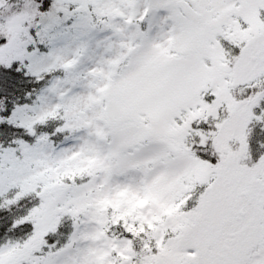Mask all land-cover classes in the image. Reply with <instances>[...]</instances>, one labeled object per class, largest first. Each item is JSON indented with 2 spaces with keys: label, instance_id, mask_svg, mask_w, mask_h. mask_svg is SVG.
Here are the masks:
<instances>
[{
  "label": "snow or ice",
  "instance_id": "6c2138e0",
  "mask_svg": "<svg viewBox=\"0 0 264 264\" xmlns=\"http://www.w3.org/2000/svg\"><path fill=\"white\" fill-rule=\"evenodd\" d=\"M0 264H264V0H0Z\"/></svg>",
  "mask_w": 264,
  "mask_h": 264
}]
</instances>
